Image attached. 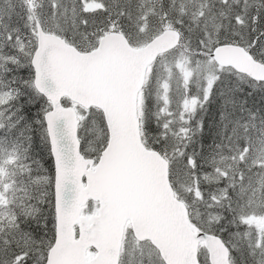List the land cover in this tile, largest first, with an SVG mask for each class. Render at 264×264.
<instances>
[{"label":"snow or ice","instance_id":"snow-or-ice-1","mask_svg":"<svg viewBox=\"0 0 264 264\" xmlns=\"http://www.w3.org/2000/svg\"><path fill=\"white\" fill-rule=\"evenodd\" d=\"M0 264H264V0H0Z\"/></svg>","mask_w":264,"mask_h":264}]
</instances>
